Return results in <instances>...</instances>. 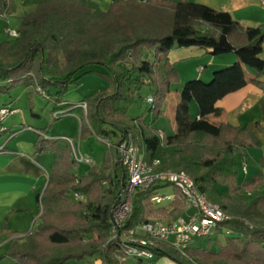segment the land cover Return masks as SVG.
<instances>
[{
	"label": "trees",
	"instance_id": "1",
	"mask_svg": "<svg viewBox=\"0 0 264 264\" xmlns=\"http://www.w3.org/2000/svg\"><path fill=\"white\" fill-rule=\"evenodd\" d=\"M12 11V0H0V16ZM17 30V37L0 40V93L9 94L21 85L29 88L33 118H39L33 97H45L52 104V117L43 135H49L58 118L53 114L68 107L63 99L69 86L83 75H98L107 87L84 99L80 140L93 135L115 145L130 135L147 162L159 160L158 170L185 171L197 189L229 216L216 234L203 240L205 246L200 241L181 253L159 243L155 255L177 264H264V191L259 190L264 178L237 181L242 149L255 147L258 141L246 128L215 126L204 119L220 115L217 101L245 85L243 66L256 77L264 73L260 58L264 32L259 27L243 29L227 12L191 0H112L107 11L88 0H44L22 16ZM182 47L205 49L213 56L232 53L237 61L213 71L207 82L186 81L175 108L176 132L161 136L152 122L126 113L144 85L153 90L148 111L154 117L164 113L170 85L179 80L167 55ZM142 48L154 52L151 63L139 59ZM92 67L104 72L88 69ZM191 102L197 105L198 117L190 114ZM34 145L37 153L51 152L55 158L38 197L41 215L36 227L14 239L1 257L13 264H96L94 259L97 264H121L118 248L108 243V250L102 249L110 236L111 207L126 178L125 167L112 161L114 147L104 150L101 164L80 175L74 172L77 165L69 148L58 139L39 137ZM167 186L137 191L125 226L146 221L153 212H168L169 221L182 216L184 199L176 188L168 205L150 202L151 194ZM218 186L225 188L218 191ZM75 193L83 198L71 200ZM220 235L224 244L218 241ZM215 239L218 249L210 252ZM130 261L143 263L124 264Z\"/></svg>",
	"mask_w": 264,
	"mask_h": 264
},
{
	"label": "crops",
	"instance_id": "2",
	"mask_svg": "<svg viewBox=\"0 0 264 264\" xmlns=\"http://www.w3.org/2000/svg\"><path fill=\"white\" fill-rule=\"evenodd\" d=\"M41 1L44 0L39 2ZM88 1L92 2L99 10L107 11L112 0ZM191 1L227 12L243 29L259 27L264 32V3H262L264 0ZM20 22L21 19L19 24ZM153 57L154 52L152 50L146 48L140 50L139 59L141 61L151 63ZM167 58L177 71L179 83L174 84L177 89L173 94L168 93L165 103V115L169 114L167 116L170 120L171 131L166 133L163 131L164 129L158 127L157 130L161 136L172 135L176 132L175 108L179 100L180 90L186 81L199 79L207 82L210 80L213 71L228 67L237 61L236 56L232 53L213 56L207 50L196 47L173 49L169 51ZM260 58L264 60V42L261 45ZM88 69L104 72L99 67ZM243 69L245 85L217 101L216 105L221 109L220 115L208 114L204 117L205 120L215 126L229 125L234 128H246L257 139V146L242 149L243 158L238 166V182L264 178V73L256 77L252 70L246 69L244 66ZM255 77L256 81L253 82L252 79ZM171 86L172 84L170 88ZM106 87L107 82L102 77L95 74L83 75L69 86L63 101L72 106V104L84 101L86 97L96 92L103 91ZM28 92L29 88L21 85L10 92L13 96L10 100L0 103V106L8 104V106L18 110L9 115L21 114L22 110L24 112L18 119L7 117V126L15 134L6 142L0 141V145L5 144V152L0 153V264H13L10 258H2V254L7 251L14 239L30 233L36 227L41 215L38 197L47 183L50 167L55 158L52 153H37L34 145L35 140L39 137L52 140L48 137L72 136L69 132L60 133L55 126L51 128L49 135H43L42 130L46 123L40 114L37 119L30 116L27 101ZM34 106L36 107L35 99ZM189 106L191 116L198 117L199 112L195 102H191ZM35 112L37 113L36 108ZM70 113L69 116L76 120L78 129L77 143L75 144L74 141L73 143L79 147L83 154L87 155L81 149L82 140L79 137L78 118L83 117V111L80 107H76ZM96 140L98 139L96 138ZM58 143L69 148L73 160L69 145L60 140ZM107 147L104 144L99 160L87 155L92 159L91 165L102 163L103 153ZM113 159L114 151L112 161ZM76 165L74 172L80 175L85 174L86 169L91 166L77 163ZM224 188V186L217 187L218 191H222ZM259 190L264 191V183H261ZM129 263L132 264L131 261ZM69 264H84V262H70Z\"/></svg>",
	"mask_w": 264,
	"mask_h": 264
},
{
	"label": "built area",
	"instance_id": "3",
	"mask_svg": "<svg viewBox=\"0 0 264 264\" xmlns=\"http://www.w3.org/2000/svg\"><path fill=\"white\" fill-rule=\"evenodd\" d=\"M5 35L8 38H15L18 36V30L11 27L6 28ZM146 102L152 105V96H148ZM72 107H80L83 116L86 115L84 101L74 103ZM17 111L16 108L10 106L0 107V122L9 114ZM70 112L71 110L62 109L53 115L59 116ZM78 120L80 121V118ZM5 130L7 129L3 127L0 133ZM8 132L10 133H8L7 140L15 134L12 130ZM49 138L58 139L69 145L73 160L77 164H92V159L83 154L70 137ZM102 142L108 147H114V163L122 164L126 169V178L120 185L115 203L111 207L110 236L106 242V244L114 245L121 252L119 256L121 263L124 264L127 260H142L143 262L151 260L155 255L154 248L159 243H168L174 249L184 253L188 247L197 245L202 238H210L216 234L219 224L229 218L219 205L210 202L197 189L193 179L185 171L158 170L159 160L154 159L147 162L130 135L115 145L108 139ZM3 152H5L4 143L0 145V153ZM243 169L245 170L244 167ZM162 185H172L180 191L184 199V214L171 221L153 219L146 215V221L126 227V221L132 213L135 193ZM165 189H157L150 195L149 200L153 206H159L163 200L169 202L173 199L174 194L164 192ZM73 196L75 200L83 198L81 194L75 193Z\"/></svg>",
	"mask_w": 264,
	"mask_h": 264
},
{
	"label": "rangeland",
	"instance_id": "4",
	"mask_svg": "<svg viewBox=\"0 0 264 264\" xmlns=\"http://www.w3.org/2000/svg\"><path fill=\"white\" fill-rule=\"evenodd\" d=\"M39 1L40 0H12L13 11L10 13L8 12V13L2 15L3 18L0 17V40L7 38V36L5 35V29L6 28L11 27V28L18 29V24H19L21 17L25 14H28V13L34 11L37 4L39 3ZM177 83H179V80L172 83V86H171L168 93L173 94L176 91L177 88H175L174 84H177ZM152 93H153V90L150 89L149 86H147V85L142 86L140 88L139 92L135 95L134 102L128 108L126 114L130 118L142 116L145 123L152 122V126L154 128L158 129V127H161L162 129H164L163 131L168 133L171 131V126H170V120L168 117L169 114H167L168 116L165 115V105H164V113L157 116V117H154V114L150 113L148 111V107H150L151 104H148L146 102V98L148 96H152ZM168 93H167V95H168ZM11 97H13V96L10 93L9 94L0 93V103L5 102L6 100H10ZM34 99L36 101V107L35 108H36L37 113L41 115V117L44 119V123L47 124V121H49L52 117V114L50 112L52 109V104L47 103V99L45 97H43L42 95H35ZM166 99H167V96H166ZM165 103H166V100H165ZM72 108L73 107L71 105L70 106L68 105V107H66L63 110L64 111L65 110L66 111L72 110ZM23 113L24 112L22 110L21 114H23ZM15 114L16 115H8V116L11 119L12 118L18 119L21 115L20 113H15ZM70 114L71 113H67L64 115L57 116L58 118L53 120V124H52L51 128L55 126V128H57L58 131H60V133H64V131L71 133L72 136H69V137L76 144L77 143V131H78L77 123L73 117L69 116ZM7 117L2 122H0V129H2L3 127L7 129V130L3 131L2 133H0V141H4V142L7 141L8 133H10L8 131L11 130L10 127L7 126L8 125ZM51 128H49V129L51 130ZM103 147H104V143L96 140V137L93 135H90L86 140L81 141L82 151L84 153H86L87 155L93 157L96 160H99L100 155H101L102 150H103ZM48 153H51V152H48ZM78 168H79V166H78ZM166 192L168 194L172 195L174 193V187L172 185H168L166 187ZM70 198H71V200L76 201L73 194H71ZM167 202L168 201L163 200L161 202V204L160 205L158 204V205L159 206H166L168 204ZM150 217L153 219H161V220H165V221H169V218H170L168 215V212H164V213L153 212ZM204 239L205 238L201 239V241H202L201 245L202 246H205V241H203ZM212 241L213 242H211L210 246H209V251L215 252L218 249V243L216 242V239L212 240ZM218 241H220L221 244H224L225 237L220 235V237L218 238ZM108 246L110 247V245L105 243L102 246V249L104 251H107ZM93 262L99 263V260L94 259ZM121 264H123V263H121ZM132 264H134V263H132ZM141 264H177V263L172 261L170 258H168L166 256L155 255L153 259H151L147 262H143ZM234 264H238V263L234 262Z\"/></svg>",
	"mask_w": 264,
	"mask_h": 264
}]
</instances>
